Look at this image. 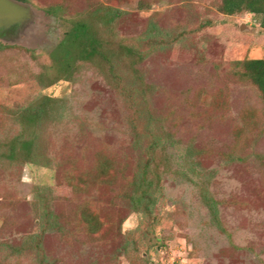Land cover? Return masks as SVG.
<instances>
[{
	"label": "rangeland",
	"instance_id": "374dc122",
	"mask_svg": "<svg viewBox=\"0 0 264 264\" xmlns=\"http://www.w3.org/2000/svg\"><path fill=\"white\" fill-rule=\"evenodd\" d=\"M65 2L70 12L58 18L46 14L49 0H29L24 4L35 13L33 30L14 43L0 41L10 47L0 53V140L18 132L9 111L49 97L57 102L47 131L51 155L77 159L85 173L93 168V155L105 154L118 164L112 175L117 177L116 166L125 167V177L131 175L136 154L123 123L126 109L97 70L78 64L68 82L46 87L37 80L49 75L51 54L69 27L70 14L101 3L127 13L119 22V38L142 35L150 21L180 36L143 65L147 83L154 86L152 108L170 118L169 130L178 144L169 150L161 194L150 216L133 214L118 203L116 186L95 183L90 193L75 196L63 181L66 170L0 167V243L19 245L38 233L35 189L46 188L52 208L68 222L62 235L43 238L52 264H264V109L257 90L240 79L238 66L264 60L259 18L224 16L211 0ZM140 2L147 8L141 9ZM206 21L210 27L201 29ZM191 144L202 154L197 171L184 158ZM204 181L221 202L222 230L201 203ZM85 203L111 217L97 236L105 239L97 244H89L72 218ZM2 259L0 254V264L19 263ZM32 259L20 264H34Z\"/></svg>",
	"mask_w": 264,
	"mask_h": 264
},
{
	"label": "trees",
	"instance_id": "16d2710c",
	"mask_svg": "<svg viewBox=\"0 0 264 264\" xmlns=\"http://www.w3.org/2000/svg\"><path fill=\"white\" fill-rule=\"evenodd\" d=\"M16 1L29 3V0ZM65 1L49 0L44 8L46 14L60 18L69 13ZM211 1L219 14L229 17L249 14L259 18L260 26L264 27V0ZM139 7L146 9L147 4L140 2ZM126 15V12L101 3L89 7L83 13L70 14L71 20L67 21L69 27L54 50L61 54L55 55L52 52L49 75L40 76L37 80L50 87L68 82L78 64H86L97 70L126 109L127 116L123 123L124 126L127 124L131 148L136 154L131 175L125 177L124 166H116L117 177L112 175L110 172L118 164L105 154L93 155V168L85 173L78 169L77 159L60 160L51 155L47 131L54 121L51 114L57 102L49 97L39 98L34 104L30 103L21 110L9 111L18 132L11 138L0 140V167L23 168L33 165L61 172L66 170L63 181L75 196L90 193L96 184L116 186L115 199L118 203L123 207L126 205L133 214L150 216L161 194L162 177L170 159L169 150L176 148L178 143L175 134L169 130L170 118L157 114L152 108L150 98L154 86L147 83L143 65L147 58L178 42L180 36L174 30L164 31L154 21H150L142 35L119 38V22ZM210 25L211 22L206 21L200 28L205 29ZM8 48L10 49L0 43V53ZM238 66L242 69L240 79L257 90L264 109V60L244 61ZM184 152L185 161L191 169H200L202 154L192 144ZM199 190L201 203L208 210L211 223L222 230L221 202L213 197L208 182L201 183ZM49 193L50 190L46 188L35 189L33 212L38 220V233L26 236L19 245L0 243L4 263L16 261L20 264L23 259L33 257L34 264H52L45 253L43 238L51 233L62 235L68 222L65 225L64 216L52 208ZM74 216L77 220L76 230L83 232L87 241H90L89 244H97L105 239L102 235L100 238L97 236L105 229L106 224L111 223L110 214L105 217L101 210L85 203L81 209L75 210L72 218Z\"/></svg>",
	"mask_w": 264,
	"mask_h": 264
},
{
	"label": "water",
	"instance_id": "95a60500",
	"mask_svg": "<svg viewBox=\"0 0 264 264\" xmlns=\"http://www.w3.org/2000/svg\"><path fill=\"white\" fill-rule=\"evenodd\" d=\"M35 13L29 5L15 0H0V41L14 43L34 27Z\"/></svg>",
	"mask_w": 264,
	"mask_h": 264
}]
</instances>
